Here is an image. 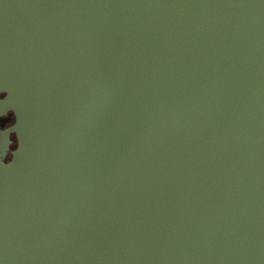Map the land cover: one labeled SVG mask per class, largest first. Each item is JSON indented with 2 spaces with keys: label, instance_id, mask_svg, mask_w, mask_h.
<instances>
[{
  "label": "water",
  "instance_id": "1",
  "mask_svg": "<svg viewBox=\"0 0 264 264\" xmlns=\"http://www.w3.org/2000/svg\"><path fill=\"white\" fill-rule=\"evenodd\" d=\"M9 112L0 264H264V0H0Z\"/></svg>",
  "mask_w": 264,
  "mask_h": 264
},
{
  "label": "trees",
  "instance_id": "2",
  "mask_svg": "<svg viewBox=\"0 0 264 264\" xmlns=\"http://www.w3.org/2000/svg\"><path fill=\"white\" fill-rule=\"evenodd\" d=\"M1 96H3V94H1ZM2 119L5 120L6 126H8L14 121V114L12 112H9L6 116H3ZM15 145L16 144H14V146Z\"/></svg>",
  "mask_w": 264,
  "mask_h": 264
},
{
  "label": "flooded vegetation",
  "instance_id": "3",
  "mask_svg": "<svg viewBox=\"0 0 264 264\" xmlns=\"http://www.w3.org/2000/svg\"><path fill=\"white\" fill-rule=\"evenodd\" d=\"M0 127L1 128H4V127H6V122H5V120H3L2 119V117H0ZM12 138L14 139V144H16V138H15V135H12ZM14 144L12 145V148H14L15 146H14ZM9 158V157H8Z\"/></svg>",
  "mask_w": 264,
  "mask_h": 264
}]
</instances>
